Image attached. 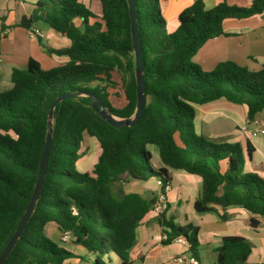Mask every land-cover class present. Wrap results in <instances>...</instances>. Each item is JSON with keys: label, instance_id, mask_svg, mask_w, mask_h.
Wrapping results in <instances>:
<instances>
[{"label": "trees", "instance_id": "1", "mask_svg": "<svg viewBox=\"0 0 264 264\" xmlns=\"http://www.w3.org/2000/svg\"><path fill=\"white\" fill-rule=\"evenodd\" d=\"M143 61L145 105L137 124L115 128L93 108L94 99L116 118L136 110L134 55L126 0H99L100 16L79 0H33L34 10L18 26L29 29L42 23L69 40L66 49L47 50L68 61L43 70L29 59L24 69H13L11 87L0 93V255L13 236L32 196L39 171L51 104L61 94L84 93L58 103L54 110L52 140L43 187L27 226L4 264H62L76 257L51 242L45 224L53 222L71 233L73 243L94 256L91 264H106L115 254L131 264L129 252L136 228L156 198L124 194L120 184L150 178L170 180L168 170L200 176L202 189L193 204L197 213L237 207L264 216V180L244 171L241 147L222 138L195 132L194 105L224 99L245 106L247 120L264 110V63L250 71L233 62L201 71L193 63L208 41L226 36L223 23L264 16V0L245 7L222 2L206 10L195 0L177 16L169 32L162 16L165 0H133ZM78 21L79 23H76ZM121 74L125 104L111 105L119 93L114 74ZM114 91V94H112ZM85 136L100 149L90 173H79ZM148 145L158 148L163 168L149 165ZM158 217L167 236L165 244L183 237L196 257L198 229ZM250 227L258 222L250 218ZM214 264H247L250 245L243 238L221 239ZM82 259V258H80ZM175 264V263H170ZM264 264V263H263Z\"/></svg>", "mask_w": 264, "mask_h": 264}, {"label": "crops", "instance_id": "2", "mask_svg": "<svg viewBox=\"0 0 264 264\" xmlns=\"http://www.w3.org/2000/svg\"><path fill=\"white\" fill-rule=\"evenodd\" d=\"M91 12V0H79ZM195 0H165L161 3L162 16L169 32L177 28L178 14ZM245 7L252 0H204L206 10L219 3ZM34 10L33 0H0V93L11 87L10 74L13 69H24L27 61L33 59L43 70H50L65 64L68 59L47 50H61L69 47L68 39L62 37L42 23H35L29 29L18 26L23 17H28ZM93 13V12H92ZM101 10H99V16ZM76 23H79L76 21ZM226 36L208 40L194 55L193 62L205 71L213 69L218 63L233 62L250 71H257L264 63V16L245 20H232L223 23ZM37 29L43 34L42 39L28 36V31ZM113 79L114 75H113ZM116 81V80H115ZM117 90L119 85L116 86ZM114 94V91H112ZM111 100V99H110ZM120 108V107H115ZM193 126L195 132L209 138H222L227 143L239 144L244 158V171L255 173L264 180V137H251L242 133L241 127L252 129L247 120L245 106L235 105L219 99L204 105H194ZM254 118L264 119V110ZM149 163L153 170L163 168L159 159L158 148L148 145ZM83 156L76 162L79 173H90L100 154L99 144L94 137L85 136L81 147ZM170 191L166 195L167 209L164 218H173V223L183 227L192 225L198 229L195 259L199 264H214L215 249L221 245V239L228 236L243 238L250 245L247 264L264 263V216H254L237 207L222 208L212 205L215 211L197 213L193 208L202 189L200 176L182 170H168ZM124 194H138L143 198H156L159 189L156 178L146 181L127 180L120 184ZM255 218L256 227H250L249 219ZM45 236L57 246L72 252L76 257L65 260L62 264H91L94 256L72 240L59 243L61 231L53 222L45 224ZM158 218L149 211L136 228L135 243L129 252L131 264H170L178 256H189V248L177 242L165 244L157 238L163 235ZM82 258V259H80ZM106 264H121L118 257L111 253L103 257Z\"/></svg>", "mask_w": 264, "mask_h": 264}, {"label": "water", "instance_id": "3", "mask_svg": "<svg viewBox=\"0 0 264 264\" xmlns=\"http://www.w3.org/2000/svg\"><path fill=\"white\" fill-rule=\"evenodd\" d=\"M128 5V13H129V20H130V36L132 40V50L134 55V77H135V84H136V110L135 113L125 119L116 118L113 115H111L110 111L103 108L102 104L94 99V102L96 103L97 107L93 106V108L98 112L100 117L105 120L109 125L115 127V128H121L123 126L130 127L138 123L140 120L144 105H145V96H144V78H143V61L141 57V45L139 41V35H138V26H137V20H136V12H135V6L133 0H126ZM75 96H89L84 93H75V94H61L59 95L54 102L51 104L48 112L47 117V130L45 133V140H44V146L40 158L39 163V171L37 175V179L35 182V186L32 192V196L29 200V203L26 207V210L13 234L10 241L6 245L5 249L3 250L2 254L0 255V264H4L7 257L13 250L14 246L17 243V240L21 236L23 230L28 224V221L32 215V213L35 210L36 202L39 199L44 177H45V171L48 161V153L51 146V140H52V123H53V115L55 107L58 103L61 101L73 98Z\"/></svg>", "mask_w": 264, "mask_h": 264}, {"label": "built area", "instance_id": "4", "mask_svg": "<svg viewBox=\"0 0 264 264\" xmlns=\"http://www.w3.org/2000/svg\"><path fill=\"white\" fill-rule=\"evenodd\" d=\"M28 36L34 39H42L43 34L37 29H31L28 31ZM249 125L252 126L251 130H248L246 126L241 127L240 131L242 133H248L251 137H264V119L254 118L252 121L248 122ZM156 186L159 189L158 195L156 197V201L152 204L149 212L156 218H158L161 214L165 213L167 209V201L166 195L170 191L171 185L170 180H164L162 178H156ZM73 240L72 235L68 231L61 232L59 243L65 244ZM167 240V236L165 234L159 236L157 241L165 242ZM173 242H177L179 244L184 245L189 248L188 242L183 237L176 238ZM175 264H199L195 257L189 256H178L174 259Z\"/></svg>", "mask_w": 264, "mask_h": 264}, {"label": "rangeland", "instance_id": "5", "mask_svg": "<svg viewBox=\"0 0 264 264\" xmlns=\"http://www.w3.org/2000/svg\"><path fill=\"white\" fill-rule=\"evenodd\" d=\"M80 2V1H79ZM81 3V2H80ZM228 5V4H227ZM90 8L93 12V14H95L96 16H99V10H101V7H100V2L99 0H91V4H90ZM193 61V60H192ZM194 63V62H193ZM197 65V64H196ZM198 66V65H197ZM199 67V66H198ZM201 71H205L201 66L199 67ZM212 70V69H211ZM209 70V71H211ZM114 78L118 85H119V89H118V94L116 95L117 97H114V95L111 96V105L113 107H122L124 104H125V100H124V97H123V94H122V88H121V85H120V81H121V74L117 73V74H114ZM150 167H152V164L149 163Z\"/></svg>", "mask_w": 264, "mask_h": 264}]
</instances>
